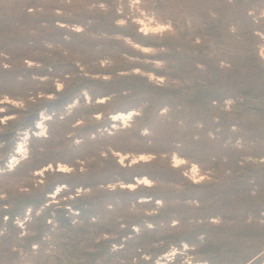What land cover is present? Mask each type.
Listing matches in <instances>:
<instances>
[{"label": "rangeland", "instance_id": "obj_1", "mask_svg": "<svg viewBox=\"0 0 264 264\" xmlns=\"http://www.w3.org/2000/svg\"><path fill=\"white\" fill-rule=\"evenodd\" d=\"M0 264H264V0H0Z\"/></svg>", "mask_w": 264, "mask_h": 264}]
</instances>
